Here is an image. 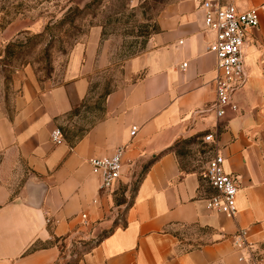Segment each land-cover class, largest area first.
I'll list each match as a JSON object with an SVG mask.
<instances>
[{"label":"crops","instance_id":"1","mask_svg":"<svg viewBox=\"0 0 264 264\" xmlns=\"http://www.w3.org/2000/svg\"><path fill=\"white\" fill-rule=\"evenodd\" d=\"M225 1L259 6V23L245 36L238 108L222 117L199 0L162 6L147 51L127 62L140 77L105 95L104 117L73 145L52 131L87 94L92 35L70 48L60 82L40 87L26 69L13 93L0 91V264H59L60 241L70 247L76 236L98 238L77 264H248L232 239L241 228L264 264V0ZM34 24L17 17L0 28V61L2 47ZM208 133L217 142L204 141ZM178 142L223 156L238 183L233 216L207 208L211 189L201 168L180 166ZM120 145L126 178L141 173L126 205L114 198L121 183L100 190L88 163Z\"/></svg>","mask_w":264,"mask_h":264},{"label":"rangeland","instance_id":"2","mask_svg":"<svg viewBox=\"0 0 264 264\" xmlns=\"http://www.w3.org/2000/svg\"><path fill=\"white\" fill-rule=\"evenodd\" d=\"M170 1L0 0V27L17 17L35 23L34 28L18 34L2 47L0 91L13 93L14 80L20 77L18 71L26 69L40 87L48 78L52 84L60 82L70 48L92 35L96 41L89 50L87 94L75 100L72 109L58 119V128L64 135L79 137L104 117L103 101L108 92L140 77L141 73L128 71L127 62L147 51L157 29L159 10ZM66 15L69 19L61 24ZM176 154L182 168L202 171L212 156L210 150H202L200 144L190 142H178ZM131 175L128 183L118 187L116 203L126 205L130 201L136 186L134 181L141 174ZM97 240L76 236L70 247H66V239L61 240L60 263L74 264Z\"/></svg>","mask_w":264,"mask_h":264},{"label":"built area","instance_id":"3","mask_svg":"<svg viewBox=\"0 0 264 264\" xmlns=\"http://www.w3.org/2000/svg\"><path fill=\"white\" fill-rule=\"evenodd\" d=\"M199 6L204 12V31L212 34L207 49L216 58L213 109L218 117H222L228 110L236 111L238 108L233 101V94L244 85L247 78L244 63L245 36L259 23V6L240 11L233 2L225 0H199ZM260 6H264V2ZM135 132L136 126H132L130 134L134 135ZM61 137L60 129L55 128L52 138L59 140ZM203 139L217 142V136L213 133L206 134ZM124 153L125 146L120 145L111 154L88 159L91 171L101 178L100 190L110 191L118 183H128L131 177L126 178L124 174ZM223 162L224 158L218 152L207 160L202 176L211 191L204 200L209 210L233 216L236 212L238 183L234 176L225 171ZM232 239L236 249L241 251L238 256L240 261L260 264L262 257L254 243L248 239L246 228L238 229Z\"/></svg>","mask_w":264,"mask_h":264},{"label":"trees","instance_id":"4","mask_svg":"<svg viewBox=\"0 0 264 264\" xmlns=\"http://www.w3.org/2000/svg\"><path fill=\"white\" fill-rule=\"evenodd\" d=\"M77 9V8H76ZM75 9V10H76ZM74 10V11H75ZM69 19V15H66L62 20H61V24H63V23H65L67 20ZM3 27V26H2ZM1 28V27H0ZM59 127V126H58ZM60 129V128H59ZM61 131V130H60ZM61 134H63L62 133V131H61ZM83 135V134H82ZM82 135H80L79 137H77V138H72V137H70V136H68V135H64L63 134V137L68 141V143H70L71 145H73ZM140 173V172H139ZM141 174V173H140ZM140 177H141V175H140ZM140 177L137 179L136 178V180L134 181L135 183H136V186H137V184H138V181L140 180ZM136 186H135V188H136ZM135 190V189H134ZM56 240H57V238H56ZM81 257H78L77 259H76V261L74 262V264H77V262L79 261V259H80Z\"/></svg>","mask_w":264,"mask_h":264}]
</instances>
